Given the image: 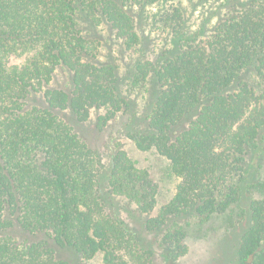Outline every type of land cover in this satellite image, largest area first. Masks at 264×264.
I'll return each mask as SVG.
<instances>
[{"label":"trees","instance_id":"1","mask_svg":"<svg viewBox=\"0 0 264 264\" xmlns=\"http://www.w3.org/2000/svg\"><path fill=\"white\" fill-rule=\"evenodd\" d=\"M204 1L217 19L197 32L182 0H0V264H154L153 243L177 261L189 219L231 214L244 197L234 262L264 264V194L252 197L264 183L251 180L264 159V0ZM142 16L167 44L125 87L101 35L142 49ZM59 74L67 84L53 86ZM38 94L44 106L28 102ZM92 111L98 129L129 114L126 136L178 180L170 201L156 209L147 170L120 145L106 165L61 115ZM119 200L134 206L128 220Z\"/></svg>","mask_w":264,"mask_h":264},{"label":"rangeland","instance_id":"2","mask_svg":"<svg viewBox=\"0 0 264 264\" xmlns=\"http://www.w3.org/2000/svg\"><path fill=\"white\" fill-rule=\"evenodd\" d=\"M182 5L186 11V17L189 19V29L199 31L202 27L204 30L211 29L216 22L217 17L211 16V3L204 0H182ZM212 10V9H211ZM154 12V9H150ZM139 30H143V38L149 36L144 44L145 38L142 39V49L128 52L112 34L102 31L103 49L101 55L104 60L117 59L121 65V81L127 87V76H130L134 66L143 59H155L157 54L166 46L165 38L155 27L153 18L145 19L139 17ZM156 29H153V28ZM153 29V31H152ZM201 32V30H200ZM204 32V31H203ZM105 34V35H104ZM119 58V59H118ZM15 62V61H14ZM65 74H59L53 86H64L67 84ZM143 91L137 90L131 99L138 108L139 116L143 113ZM29 103L38 106H44V100L41 95H35L28 99ZM102 114L100 111H92L90 119L84 123L75 121L70 112L61 113L62 117L69 120L78 134L94 149H96L102 157L103 162L108 165L113 149L120 145L119 148L124 150L127 156L136 162L140 169L148 171L151 180L157 185L158 197L156 209L170 201L175 193L178 180L171 174L169 170V162L155 151L144 152L136 148L135 144L126 136L128 124L130 123L129 114L119 115L110 121L103 129L96 126V118ZM137 126V124H135ZM262 162V161H261ZM258 170V168H257ZM258 171L254 172L251 180L255 181L258 177L259 181L264 183V159ZM257 188V187H256ZM260 189V188H259ZM264 194L263 189L256 191L252 197L259 198ZM122 217L128 220L129 210H133L134 206L128 205L125 201L119 200ZM247 199L244 197L240 207L236 208L231 214L216 215L208 219V221L199 223L196 219H189L187 222L188 233L185 239L187 252L177 261H165L162 256V250L155 244H152L154 251V264H235V256L239 246L242 231L245 229V222L242 221V208L246 206ZM135 214V213H133ZM141 217V216H140ZM144 220L143 217L139 221ZM237 221V223H236ZM234 222L235 225H232ZM187 225V224H186ZM152 238L151 235L148 237ZM152 240V239H151ZM101 257L85 262V264H100Z\"/></svg>","mask_w":264,"mask_h":264}]
</instances>
